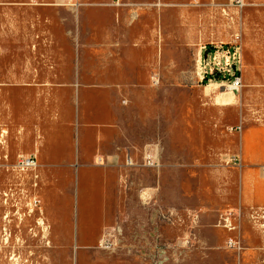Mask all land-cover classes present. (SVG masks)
Segmentation results:
<instances>
[{"label":"rangeland","instance_id":"374dc122","mask_svg":"<svg viewBox=\"0 0 264 264\" xmlns=\"http://www.w3.org/2000/svg\"><path fill=\"white\" fill-rule=\"evenodd\" d=\"M261 123L264 0H0V264H264Z\"/></svg>","mask_w":264,"mask_h":264},{"label":"crops","instance_id":"0c3cea01","mask_svg":"<svg viewBox=\"0 0 264 264\" xmlns=\"http://www.w3.org/2000/svg\"><path fill=\"white\" fill-rule=\"evenodd\" d=\"M247 139L251 144L249 149ZM240 146L241 158L246 164L241 171L240 195L246 203L257 204L262 198L257 184L259 180L264 182V123L247 125L242 131Z\"/></svg>","mask_w":264,"mask_h":264},{"label":"built area","instance_id":"2783aa9c","mask_svg":"<svg viewBox=\"0 0 264 264\" xmlns=\"http://www.w3.org/2000/svg\"><path fill=\"white\" fill-rule=\"evenodd\" d=\"M242 86V81H241V77H235V80L233 81V90L234 91H239L240 87ZM27 162L29 164L33 163L34 161L31 159H27ZM232 216H227V218L225 219V226H229L231 227L230 229L236 230L237 227H232ZM241 242L238 241V239L236 237H232L229 239L228 244L232 247H238L241 248Z\"/></svg>","mask_w":264,"mask_h":264},{"label":"bare ground","instance_id":"6f19581e","mask_svg":"<svg viewBox=\"0 0 264 264\" xmlns=\"http://www.w3.org/2000/svg\"><path fill=\"white\" fill-rule=\"evenodd\" d=\"M214 86H218L217 84H213ZM230 89H233V86L230 85L229 86ZM220 101L222 104H226V105H234L237 103V97L236 94L234 93H229V94H223L221 93L220 95Z\"/></svg>","mask_w":264,"mask_h":264},{"label":"trees","instance_id":"16d2710c","mask_svg":"<svg viewBox=\"0 0 264 264\" xmlns=\"http://www.w3.org/2000/svg\"><path fill=\"white\" fill-rule=\"evenodd\" d=\"M212 49H215V47H209L208 51L210 52V51H212ZM234 72H235L234 76L239 75V71H238V68L236 66H234Z\"/></svg>","mask_w":264,"mask_h":264}]
</instances>
